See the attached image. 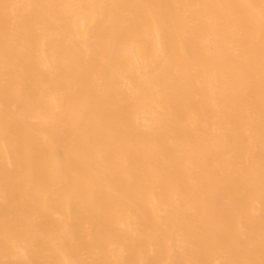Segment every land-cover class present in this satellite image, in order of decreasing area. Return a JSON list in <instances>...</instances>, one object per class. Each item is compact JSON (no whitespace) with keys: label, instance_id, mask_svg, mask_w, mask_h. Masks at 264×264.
<instances>
[{"label":"bare ground","instance_id":"bare-ground-1","mask_svg":"<svg viewBox=\"0 0 264 264\" xmlns=\"http://www.w3.org/2000/svg\"><path fill=\"white\" fill-rule=\"evenodd\" d=\"M0 264H264V0H0Z\"/></svg>","mask_w":264,"mask_h":264}]
</instances>
